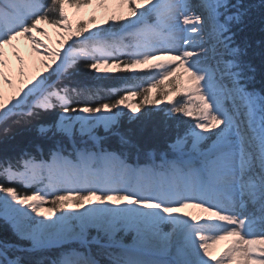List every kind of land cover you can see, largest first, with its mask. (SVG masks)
I'll return each mask as SVG.
<instances>
[{
    "label": "snow or ice",
    "instance_id": "obj_1",
    "mask_svg": "<svg viewBox=\"0 0 264 264\" xmlns=\"http://www.w3.org/2000/svg\"><path fill=\"white\" fill-rule=\"evenodd\" d=\"M93 5L104 9V26L93 15L73 27L66 7ZM192 7L189 0H0V85H12L5 50L14 41L23 37L43 56L42 71L26 75L25 60L13 52L22 79L11 95L0 88V135L59 109L51 123L36 126L38 135L79 134L94 149L103 126L138 149L118 131L121 117L144 120L153 113L141 110L156 105L166 120L192 121L175 122L167 143L174 158L161 153L160 164L134 167L87 144L68 155L58 145L48 160L29 152L0 159V219L29 242L0 240V264H45L35 257L67 241L96 251L64 253L48 264H212L211 249L223 240L230 243L215 264H264V93L248 89L256 69L233 46L232 28L246 10L239 0H199V13ZM41 24L59 30L56 48L30 35L47 37ZM80 61L96 73L110 62L126 71L147 65L150 78L125 86L112 102L89 104L79 100L86 90L60 83ZM166 81L170 93L161 91ZM153 90L181 98L159 109L163 100ZM121 233H135L134 243Z\"/></svg>",
    "mask_w": 264,
    "mask_h": 264
},
{
    "label": "trees",
    "instance_id": "obj_2",
    "mask_svg": "<svg viewBox=\"0 0 264 264\" xmlns=\"http://www.w3.org/2000/svg\"><path fill=\"white\" fill-rule=\"evenodd\" d=\"M44 2L49 3V0H44ZM232 2L235 3L236 0H232ZM239 3L242 5L241 11L246 10V13L242 17L241 22L235 24L232 28L234 33L233 46H239L244 53L242 58L256 69L255 78L248 83V89L264 93V0H239ZM86 64L87 62L85 61L78 62L72 76L62 80L60 83L72 88L86 90V94L79 97V100L89 104L112 102L116 98V94L122 92L125 86L133 83H144L147 78L146 75L132 76L129 72H122L106 78H96L94 72ZM134 77L137 79H133ZM167 84L161 86V91L165 92L164 88H169ZM113 90L116 91L114 92ZM170 92L171 89L165 93ZM171 96L169 95L167 98ZM157 98L163 100L158 108L166 109L168 106L163 103L167 99L159 97L156 91L154 99ZM135 100L139 101L140 97H135ZM58 111L59 109L54 113H41L39 117L28 124L13 125L7 136L0 135V159L6 157L15 158L22 152H29L37 159H48L50 150L58 145H63L66 149L65 152L71 151L73 147H84L85 144L88 147H92V144L86 140L80 141L77 138L69 140L66 136L59 135L42 137L36 133V126L40 123H51L56 118ZM141 111H151L153 114L144 120H129L127 116H123L120 119L118 128L119 132L130 137L133 144L139 146L138 149L121 145L119 136L112 133H100L101 139L97 147L116 152L121 159L132 165H150L160 162L162 160L161 153H166L167 157H169L171 151L167 148V143L175 135V122L188 119L182 116H174L171 120H166L163 111H157L156 105L145 106ZM4 182L0 178V183ZM16 187L22 191L24 190L22 185L17 184ZM4 239L19 243L25 247L28 246L17 240L12 233L10 225L0 219V240ZM95 251L96 246L91 245L90 252L94 253ZM61 253L62 251L57 249L49 250L39 253L35 258H39L42 255L47 258L45 264H48V259H58L62 255ZM10 255L13 254L10 253Z\"/></svg>",
    "mask_w": 264,
    "mask_h": 264
},
{
    "label": "rangeland",
    "instance_id": "obj_3",
    "mask_svg": "<svg viewBox=\"0 0 264 264\" xmlns=\"http://www.w3.org/2000/svg\"><path fill=\"white\" fill-rule=\"evenodd\" d=\"M49 2H50V0H49ZM91 8V7H90ZM90 8H87V9H81L80 11H77L76 9H74V8H67L66 7V11H67V13H68V17H69V15L71 14V13H75L76 15H75V18H73V21H72V25H73V27H75V25H76V23H77V21H80V22H85V21H87L90 17H89V14L90 13H88L87 12V14H85V15H83L82 13H83V11H86V10H88V9H90ZM101 17H103V15H101ZM104 18L105 17H103V18H100V16L99 17H96V20H97V23L99 24V23H101L100 25L101 26H104L103 25V21H104ZM155 21V18L153 17V18H151L150 19V23H152V22H154ZM109 23H112L111 21L109 22ZM119 26V24H117V27ZM40 27H42V29L40 30V31H45V32H47V31H49V30H55L56 32H57V34L59 33V30L58 29H55V28H52V27H50L49 25H47V24H41V25H38V28H40ZM89 27L91 28V25H89ZM32 34H37V33H32ZM87 34V33H86ZM39 35V34H38ZM44 37V36H43ZM75 38V37H74ZM73 38V39H74ZM20 40L22 41V42H24L25 41V39L23 38V37H21L20 38ZM71 42V41H70ZM121 59L122 60H126L127 59V57H121ZM122 65L123 64H121L120 65V67L118 68V67H116L115 66V64L114 63H111L110 62V64H109V66H107V67H105V66H102L101 67V70H100V72L99 73H96L94 70H91V71H93L94 72V76L96 77V78H106V77H109V76H112V75H115V74H120V73H122V72H129L130 73V75H132V76H135V75H146V77L147 78H150V75H149V70H148V67H146L145 65H142V66H137V68L136 69H133L132 71H126V70H122L123 68H122ZM145 70H147V71H145ZM145 71V72H144ZM152 72H155V71H157V70H151ZM165 84H167V81L165 82ZM163 86V85H162ZM168 90H170L169 88H164V91L165 92H167ZM156 96V91L155 90H153V93H152V97H153V99H154V97ZM178 96H176L175 97V99H180L181 97H179V98H177ZM172 99H174V97L173 96H171V97H169V98H167V101L165 102V103H163L164 105H167V106H169L168 105V100H172ZM135 97H132V98H130V100H129V102L130 103H132L133 104V106H135ZM159 106H161V104H159L158 105V107ZM121 107H123V106H121ZM131 114V113H130ZM136 115H138L139 114V112L138 113H135ZM186 119H188L189 120V123H191L192 121L190 120V118H186ZM96 135L98 136V137H100V133H106L105 131H104V129H103V126H99L96 130ZM59 136H62V135H59ZM66 138H68V137H66ZM75 138H77L78 140H80V141H82V140H86L87 142L89 141L91 144L93 143L92 141H90V140H88L86 137H84V138H81V136L79 135V134H77L76 136H75ZM74 138V139H75ZM69 139V138H68ZM73 139V140H74ZM70 140V139H69ZM100 141V140H99ZM99 143V142H98ZM97 143V144H98ZM207 143H209V142H206V144ZM97 144H96V148H92V147H89L90 149H92V150H99V149H101V148H99V147H97ZM92 146V145H91ZM80 148H83V147H80ZM170 156L169 157H167L168 159H172V158H174V154L172 153V152H170V154H169ZM161 163V161L160 162H157V163H155V164H160ZM128 165H131V164H128ZM132 166V165H131ZM136 166H141V165H136ZM142 166H146V164H143ZM2 221H4L3 219H1ZM11 227V226H10ZM170 225H166V229H165V225H164V230L165 231H169L170 230ZM96 235V232H95V230H90V236H95ZM119 236H120V238L123 240V242L124 243H126V244H129V245H131V244H133L134 243V240H135V233H121V234H119ZM23 243H25L26 245H29V242L28 241H22ZM94 245V244H93ZM229 246V243L227 244V245H222V243L221 242H219V243H217V244H215V246L211 249V251H212V253L213 252H216L217 250H219V249H221V250H225L227 247ZM90 247H91V245H90ZM90 247H84V246H82L78 241H67V242H65L64 244H62V245H57V246H54V247H51V248H49L48 250H46V251H49V250H55V249H57V250H59V251H62V253L61 254H64V253H68V252H81V253H88V252H90ZM67 248V249H66ZM61 256V255H60Z\"/></svg>",
    "mask_w": 264,
    "mask_h": 264
},
{
    "label": "bare ground",
    "instance_id": "obj_4",
    "mask_svg": "<svg viewBox=\"0 0 264 264\" xmlns=\"http://www.w3.org/2000/svg\"><path fill=\"white\" fill-rule=\"evenodd\" d=\"M189 3L193 6L192 10L199 13L201 11V9L198 7L199 4V0H189ZM110 8L114 7L113 5H109ZM89 14V17L95 15V17H99L103 18L105 17L106 13L104 11V9H98L95 5H93V7H91L90 9L83 11V15L85 14ZM75 13H71L69 15V19L72 22L73 18H75ZM101 15H103V17H101ZM101 24V23H99ZM40 30L42 29V27L39 28ZM48 36L47 37H43L41 35L38 34H30L35 36V38L37 40H40L45 46L47 47H52V48H56L58 46V42H59V36L60 33L57 34V32L55 30H49L47 31ZM75 39V38H74ZM32 46L31 44L25 40L24 42H22L20 40V38L17 41L13 42V45H9L6 47V56L5 59L8 61L10 67H11V76L10 79L12 80V85H0V88L3 89V91L7 94V95H11L12 91L15 87H19L20 86V80L22 79L21 76L19 75V72L21 70V65H19L14 56H13V52L15 51L16 53H18L24 60H25V64L23 66V71L25 72L26 75H34L36 74L38 71H42V67H41V61L43 59L42 55H37L35 52H33L32 50ZM41 53H43V49L40 50ZM46 62V61H45ZM146 67H148L147 65H145ZM55 67V65L53 66ZM74 159V158H73ZM185 211H187L190 215H199L200 211L199 209H194V208H188ZM166 229V228H165ZM222 243V245H227L228 243H230V240H223L220 241ZM226 250V249H225ZM225 250H217L216 252H213V261L212 264H215V258L219 257Z\"/></svg>",
    "mask_w": 264,
    "mask_h": 264
}]
</instances>
